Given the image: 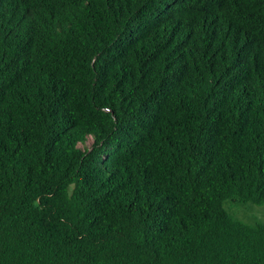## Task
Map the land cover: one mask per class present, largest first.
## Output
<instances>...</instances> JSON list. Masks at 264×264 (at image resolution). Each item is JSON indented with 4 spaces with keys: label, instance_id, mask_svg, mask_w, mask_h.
Instances as JSON below:
<instances>
[{
    "label": "trees",
    "instance_id": "16d2710c",
    "mask_svg": "<svg viewBox=\"0 0 264 264\" xmlns=\"http://www.w3.org/2000/svg\"><path fill=\"white\" fill-rule=\"evenodd\" d=\"M226 201L264 204V0H0V264H264Z\"/></svg>",
    "mask_w": 264,
    "mask_h": 264
},
{
    "label": "rangeland",
    "instance_id": "374dc122",
    "mask_svg": "<svg viewBox=\"0 0 264 264\" xmlns=\"http://www.w3.org/2000/svg\"><path fill=\"white\" fill-rule=\"evenodd\" d=\"M91 140L88 139V142ZM223 207L232 215L246 223L264 221V204L238 203L226 201Z\"/></svg>",
    "mask_w": 264,
    "mask_h": 264
}]
</instances>
